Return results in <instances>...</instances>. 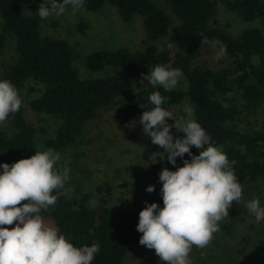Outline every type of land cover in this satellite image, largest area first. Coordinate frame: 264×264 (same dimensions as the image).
I'll return each instance as SVG.
<instances>
[{
	"label": "trees",
	"instance_id": "1",
	"mask_svg": "<svg viewBox=\"0 0 264 264\" xmlns=\"http://www.w3.org/2000/svg\"><path fill=\"white\" fill-rule=\"evenodd\" d=\"M39 3L40 0H0V53L10 42L15 50L12 60L0 65V79L10 80L18 90L28 81L42 86L37 98L7 117L12 133L0 129V162L11 164L37 150V130L27 121V110L60 119L54 137L45 142L62 150L75 144L103 112L115 109L118 122L139 119L144 111L140 105L152 107L147 97L159 91L166 97L162 106L167 109L187 100L193 118L210 135V142L226 153L239 183L261 182L255 190L264 201V129L250 123L264 106V0H168L179 21L175 25L153 0H84L82 7L92 12L106 4L115 7L125 23L140 16L149 40H165L162 47L150 45L142 51L95 50L87 56L86 67L98 72L112 66L118 74L86 79L80 77L74 65L76 53L70 43L44 35L36 13L28 12ZM218 3L243 22L258 21L259 25L232 35L215 23ZM24 6L28 8L23 11ZM204 37L209 41L218 39L226 46V54L217 63L210 64L203 58L205 49L212 46L202 42ZM156 64L180 69L187 89L165 91L160 86L153 88L147 80L141 86V73ZM133 93L135 96L129 98ZM182 135L181 132L179 137ZM190 151L199 152L195 147ZM184 159H190L187 153ZM177 162L182 159L176 158ZM110 188L105 183L96 189L109 192ZM90 195L80 190L70 194L65 184L55 205L42 210L41 215L43 219H53L59 233L74 246L98 244L99 251L90 264H125L127 253L139 244L142 235L135 227L139 211L145 201L162 207L161 196L141 200L134 207L112 208L105 198L90 206ZM258 251L264 263V239L259 241ZM144 263L164 264L159 257L147 258Z\"/></svg>",
	"mask_w": 264,
	"mask_h": 264
},
{
	"label": "clouds",
	"instance_id": "2",
	"mask_svg": "<svg viewBox=\"0 0 264 264\" xmlns=\"http://www.w3.org/2000/svg\"><path fill=\"white\" fill-rule=\"evenodd\" d=\"M84 0H40L36 14L45 19L50 15H62L67 6L77 11ZM203 43L215 49L213 60L226 54V46L218 39L203 38ZM181 77V71L169 64H156L147 73H141L144 81L153 88L172 90ZM150 108H144L139 116L142 131L163 152L152 154L156 158L182 166L175 170L163 167L158 173L161 182L159 194L162 207L148 203L138 213L136 230L142 235L139 244L154 249L164 264H191L189 253L193 246L204 248L218 231V222L228 217L233 202L242 199V186L230 166L226 153L211 143V137L194 118L175 119L173 113L163 107L166 97L152 91L147 97ZM18 89L8 79H0V122L21 107ZM187 117L193 109L185 108ZM171 118L173 124L166 120ZM183 135L174 138L170 128ZM199 150L193 154L190 148ZM187 153L190 159H184ZM0 264H90L99 251L98 244L74 246L58 229L46 223L41 211L54 206L65 191L70 179L67 162L52 147L35 150L25 158L11 164L0 162ZM147 192L154 190L148 185ZM23 201V203H21ZM245 207L256 222L264 220V205L259 198L245 202ZM6 225H13L11 228Z\"/></svg>",
	"mask_w": 264,
	"mask_h": 264
},
{
	"label": "rangeland",
	"instance_id": "3",
	"mask_svg": "<svg viewBox=\"0 0 264 264\" xmlns=\"http://www.w3.org/2000/svg\"><path fill=\"white\" fill-rule=\"evenodd\" d=\"M157 7L163 9L172 20V25L177 19L169 8L168 0H153ZM35 10H28L35 13ZM217 15L215 23L220 28L226 29L232 35L239 34L249 26H258L259 23L247 24L236 14L227 10L221 3L217 4ZM28 6H24L23 11ZM38 16L37 14H35ZM39 28L44 35L61 38L70 43L75 50L76 56L74 65L82 79L101 78L116 76L118 69L106 66L103 70L94 72L86 67L87 56L99 49L128 48L131 51H142L150 45L162 47L165 40L151 41L143 28V18L134 17L129 22H123L115 7L106 4L96 12L84 9L82 6L75 12L71 6L60 15H50L45 19L39 16ZM84 24L81 28L80 24ZM179 23V21H178ZM1 29V18H0ZM215 49L208 46L205 49L203 58L210 64L217 63L222 59L213 60ZM15 56L14 45L8 43L7 48L0 53V65L8 63ZM185 91L187 80L181 72L178 84L174 87ZM42 90L41 84L35 81H28L18 90L21 97V105L26 106L31 100L37 98ZM135 93L129 95L134 97ZM190 107L189 103H183L169 107L175 119L193 118L187 117L185 108ZM26 119L37 130V150L47 148L46 140L54 137L60 124V119L47 114L36 115L26 111ZM173 124L171 118L166 120ZM256 128L264 129V106L260 109L259 115L250 120ZM0 129L7 134L12 133L10 121L6 118L0 122ZM174 138L179 137L174 127L170 128ZM61 154V161L67 162L70 172V179L66 182V189L70 194L76 190L90 193L89 204L96 206L102 198L108 201L112 208L134 207L144 199L160 196L161 182L158 180V173L163 167L175 170L176 166H182V162L176 165L169 164L166 157L164 160L156 158V162L149 160L152 153L163 152L162 147L151 142L143 131L137 117L126 122L116 120V110L112 109L100 114L85 129L77 142L70 147L56 150ZM156 154H152L154 160ZM179 158V157H177ZM110 185V191L104 189L97 191L98 186ZM154 185L152 192L145 189L148 185ZM255 184H242V199L240 203L233 202L228 209V217L218 222L219 229L213 234L212 239L204 248L193 246L189 256L191 264H264L262 254L258 251V243L264 239V220L256 222L254 216L248 212L245 202L257 196ZM260 204L264 201L259 199ZM44 221L56 227L53 219L47 218ZM13 225H6L11 228ZM156 259L154 249H149L141 244H135L127 253L125 264H145V259Z\"/></svg>",
	"mask_w": 264,
	"mask_h": 264
}]
</instances>
